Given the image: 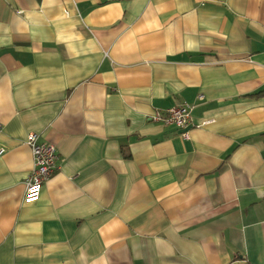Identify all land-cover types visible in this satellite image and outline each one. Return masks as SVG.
<instances>
[{
    "label": "crops",
    "instance_id": "1",
    "mask_svg": "<svg viewBox=\"0 0 264 264\" xmlns=\"http://www.w3.org/2000/svg\"><path fill=\"white\" fill-rule=\"evenodd\" d=\"M0 125V264H264V0H0Z\"/></svg>",
    "mask_w": 264,
    "mask_h": 264
},
{
    "label": "built area",
    "instance_id": "2",
    "mask_svg": "<svg viewBox=\"0 0 264 264\" xmlns=\"http://www.w3.org/2000/svg\"><path fill=\"white\" fill-rule=\"evenodd\" d=\"M192 108L193 106L189 104H178L169 108L164 114L157 112L154 119L176 124L182 130L183 136L188 137L193 126ZM212 121H214L212 118H205L199 125L205 126ZM27 143L32 148L34 166L26 180L25 197L28 200H34L39 197L43 184L49 180L56 170L59 155L55 144L39 141L35 133L29 134ZM3 152L4 149L0 147V155Z\"/></svg>",
    "mask_w": 264,
    "mask_h": 264
}]
</instances>
